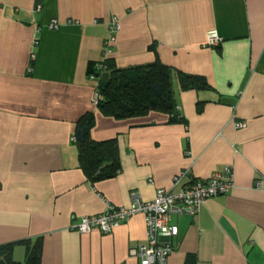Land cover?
I'll return each mask as SVG.
<instances>
[{
	"label": "crops",
	"instance_id": "crops-1",
	"mask_svg": "<svg viewBox=\"0 0 264 264\" xmlns=\"http://www.w3.org/2000/svg\"><path fill=\"white\" fill-rule=\"evenodd\" d=\"M113 18L110 67H165L170 109L115 119L92 103L87 69ZM209 31L218 47L206 46ZM180 74L206 88L181 86ZM86 114L91 141H114L111 177L81 169L71 138ZM225 166L234 189L172 217L167 264H264V0H0V245L41 237V264H138L129 251L146 239L142 215L109 234L71 227L107 204L127 207L132 192L151 202ZM12 259L22 264L24 249Z\"/></svg>",
	"mask_w": 264,
	"mask_h": 264
},
{
	"label": "built area",
	"instance_id": "built-area-1",
	"mask_svg": "<svg viewBox=\"0 0 264 264\" xmlns=\"http://www.w3.org/2000/svg\"><path fill=\"white\" fill-rule=\"evenodd\" d=\"M47 28L48 30H57L59 24L55 20H51ZM118 30L119 22L113 18L109 25L110 36L104 41L101 60L95 67L97 72L104 73L106 71L104 62L111 53L110 46L114 41L112 33ZM221 41L215 31H209L206 35L207 47H218ZM88 78L96 83L97 79L94 76ZM99 101H101V96L95 89L92 103L96 105ZM176 111L179 112V109L176 108ZM236 127L243 128L244 125L237 124ZM71 142H74L73 137ZM184 175L185 173H181L172 179L173 187L180 182ZM234 187L232 168L225 166L221 172L211 174L205 181H193L176 193L171 190L158 189L151 202H143L138 193L132 192L127 207H115L107 204L102 213L82 217L71 229L82 234L92 231L109 234L112 229L128 221L131 217L142 215L145 222L146 239L144 243L136 245L129 251L130 257L136 259L138 264H167L168 257L173 252L171 240L178 234L177 227L171 224L172 217H193L197 215L200 207L208 199L226 195ZM254 188L261 190L262 181L257 179Z\"/></svg>",
	"mask_w": 264,
	"mask_h": 264
},
{
	"label": "trees",
	"instance_id": "trees-1",
	"mask_svg": "<svg viewBox=\"0 0 264 264\" xmlns=\"http://www.w3.org/2000/svg\"><path fill=\"white\" fill-rule=\"evenodd\" d=\"M97 63H90L87 75L94 76L96 91L101 96L97 107L115 119H121L138 114L148 107L171 108L169 101V76L165 67H159L156 63L149 68H129L125 70H112L108 59L104 62L106 71H96ZM109 72L107 81L99 80L102 74ZM181 86L193 89H205V84L193 77L179 76ZM170 118L180 120L176 109L170 113ZM93 125V117L86 114L75 125L73 134L74 145L78 150V159L81 169L91 180L102 177H111L117 171L116 148L114 141L94 142L90 140L89 133ZM110 161L109 172L99 171L102 163ZM16 247L24 249L22 264H41L43 240L41 237L30 240H21L0 245V264H21L12 259V253ZM187 264V263H186Z\"/></svg>",
	"mask_w": 264,
	"mask_h": 264
}]
</instances>
